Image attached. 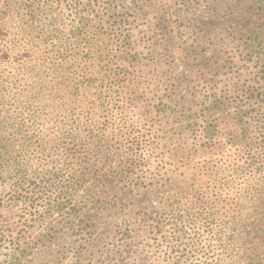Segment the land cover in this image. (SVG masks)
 I'll use <instances>...</instances> for the list:
<instances>
[{"label":"rangeland","instance_id":"obj_1","mask_svg":"<svg viewBox=\"0 0 264 264\" xmlns=\"http://www.w3.org/2000/svg\"><path fill=\"white\" fill-rule=\"evenodd\" d=\"M95 1L100 14L82 43L72 34L79 11L75 4L0 0L6 23L0 44V264L14 256L18 264H242V252L227 251L223 231H212L206 211L213 204L215 211L226 210L221 197H241L242 178L219 161L217 179L202 182L196 179V156L181 163L163 156L175 146L179 160L181 141L188 138L190 143L192 137L190 121L179 117L181 110L166 96L172 86L177 96L202 95L195 79L197 60L186 57L187 47L195 43L206 58L217 57L222 65L218 89L241 101L244 81L264 59L263 50L259 52L264 46V0ZM158 16L166 26L165 38L160 35L164 29L154 27ZM113 27L130 35L134 83L125 91H135L149 122L138 113L130 119L128 109L122 117L125 125L119 118L113 123L104 89L101 99L100 89L80 88V71L90 62L89 70L98 69L101 75L107 68L105 61L97 66L95 59L111 48L108 32ZM86 144L106 148V154L119 153L105 170L93 169L107 172L102 182L92 177L87 189L76 184L66 195L61 181L63 189L51 196L62 201L61 210L25 208L26 178L39 173L61 179L73 169L78 177L80 150ZM17 175L24 184H17ZM179 210L189 213L188 219L178 218ZM257 237L259 253L264 235Z\"/></svg>","mask_w":264,"mask_h":264},{"label":"trees","instance_id":"obj_2","mask_svg":"<svg viewBox=\"0 0 264 264\" xmlns=\"http://www.w3.org/2000/svg\"><path fill=\"white\" fill-rule=\"evenodd\" d=\"M68 6L75 4L76 13L75 26L72 34L75 39L78 37L82 43L90 38V26L94 18L98 17L100 10L95 8V0H83L82 10L80 12V0H58ZM162 17L158 16L155 22V29L162 28L160 35L165 38L167 34L166 26H161ZM156 29V30H157ZM109 35H111L113 42L112 46L107 51L104 57L100 60L95 59L98 66L102 61L106 62V69L100 74V70H89L91 62L83 71H80V88L88 91L89 88H94L95 91H105L103 97L107 105H110L111 115L115 123V119H121L126 112L132 111V115L138 113L141 120L149 122L145 113H141L139 105V97L134 90L130 93L125 91L134 82L133 62L135 56L129 51L130 35L124 32L123 29L110 28ZM6 37V23L0 16V44L3 43ZM193 45L187 47L186 57L196 61V66L199 67L195 79L201 84L202 95H196L191 99L187 95L182 94L177 96L173 86L168 89L166 100L175 104V109L181 110L179 117L184 118L188 122V128L191 134L190 143L188 138L181 141L182 151L178 160V151L175 146L167 147L163 152V156L169 155L176 162L181 163V160L191 161L196 156L194 169L197 173V178L202 182L208 177L209 180H216L215 172L221 167L219 161H224L225 166L237 171L242 178V192L241 197L224 196L220 198V202L225 205L226 210H214L213 207L206 210L208 212L207 221L214 224L212 231L216 235L223 234L226 243L227 251L232 253L235 250L242 252V264H264V250H257V242L259 237L257 235H264V226L261 225L262 206H264V59L258 62L257 69L249 74L242 86V100L236 102L235 97L231 96L226 90L218 89V70L222 67L216 58L212 55L206 58V52H202L200 45L191 43ZM263 50L264 46L259 47V52ZM168 53V52H167ZM101 56V55H100ZM171 56L168 53V57ZM91 57L87 56L85 64ZM126 63V64H125ZM194 66V64H193ZM176 88V87H175ZM104 89V91H102ZM129 91V90H128ZM167 107V106H166ZM194 108V109H192ZM188 113V114H185ZM124 114V116H123ZM124 125H125V121ZM128 129H126L127 131ZM90 132V131H89ZM128 136H132L131 132H126ZM137 137H132V145ZM184 145V146H183ZM166 147V146H163ZM106 149V148H105ZM105 149L96 147L94 145H83L80 150V174L76 177V171L73 169V174H68L67 177L60 179V177L49 178L46 174L40 176L36 173L34 179L26 178V187L29 189V196L25 200V208H35L36 210H45L49 212L59 211L62 208V201L51 199V196L57 189H63L61 185L64 183L66 188V195H71V188L79 185L86 187L92 177H96L98 182L107 172L98 171L94 173L93 169L100 168L105 170L108 167V160L112 158L119 159V153L108 152L103 153ZM188 150V154H184V150ZM174 150V151H173ZM191 156V157H190ZM242 159V160H241ZM16 171L15 175L17 174ZM20 175L21 174L20 171ZM20 175L15 176V181L18 185L24 184ZM195 179V174L192 175ZM231 178L226 181L227 187H231ZM87 189V187H86ZM59 190V191H61ZM1 197V196H0ZM12 200H16L15 197ZM10 198L7 199V201ZM3 198H0V204ZM200 203L201 201H197ZM196 203V202H195ZM15 204H13L14 206ZM204 202L198 206L202 208ZM40 207L42 209H40ZM223 210V212H221ZM195 214H200L199 209L194 211ZM178 218L185 216L188 219L189 213L183 214L180 210L175 213ZM221 216H223L221 218ZM220 219V221L217 220ZM258 223V224H256ZM94 224V223H93ZM90 224L88 227H92ZM220 231H223L220 234ZM256 234V235H255ZM255 235V236H254ZM2 236H0V241ZM264 241V240H263ZM262 244H264L262 242ZM262 256V257H261ZM259 257L261 259H259ZM17 258L14 256L7 264H18ZM47 263V262H46ZM3 264V263H2ZM45 264V262H40Z\"/></svg>","mask_w":264,"mask_h":264}]
</instances>
